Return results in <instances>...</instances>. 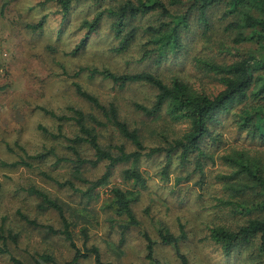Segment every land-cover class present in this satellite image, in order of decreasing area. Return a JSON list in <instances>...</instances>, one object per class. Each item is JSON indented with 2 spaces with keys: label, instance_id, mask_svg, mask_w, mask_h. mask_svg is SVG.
Listing matches in <instances>:
<instances>
[{
  "label": "rangeland",
  "instance_id": "374dc122",
  "mask_svg": "<svg viewBox=\"0 0 264 264\" xmlns=\"http://www.w3.org/2000/svg\"><path fill=\"white\" fill-rule=\"evenodd\" d=\"M118 1L74 0L69 13L63 16L57 0H0V86L3 87L0 89V214L6 216V224L19 231L18 252L26 259L34 253L49 252L62 264L72 256L63 239L46 234L42 228L23 224L19 219L16 209L21 208L40 223L58 224L53 210L38 209L35 197L17 191L21 186L35 185L67 207L68 218L74 224L76 243L83 245L80 230L85 228L88 235L86 246H97L102 259L110 264H147L143 233L157 241L159 228L177 232L179 222L187 231V239L179 246L190 264H264V255L258 252L257 240L225 254L221 246L209 237V228L213 226L235 229L256 215L251 208L255 204L251 190L235 196L229 186L247 183L248 179L243 175L235 179L222 178L223 174L231 171L220 158L224 153L243 151L264 159V143L239 130L233 121V113L239 105L217 115L211 126V134L216 140L205 138L201 142L202 148L211 156L202 159L201 174L193 165L195 154L181 163L180 152H173L165 174H162L165 152L143 156L134 166L144 176V184L125 181L122 171L133 167V164L119 163L112 168L107 184L100 186L96 196L88 200L79 192L58 187L40 174L41 170L60 181L65 180L70 176V163L55 164V158L47 157L42 162L33 161L30 168L10 166L18 155L16 141L23 144L29 153L53 145L59 157L70 156L62 138H48L38 126L53 130L59 123L42 108L59 115H69V107L95 112L75 92L76 83L101 103L114 102L120 118L130 128L137 129L145 146L164 144L161 134L168 136L172 130L181 132L184 129L182 123L172 124L164 110L148 117L134 109V102L148 106L154 102L157 91L153 86L131 83L119 87L99 76L88 78V72L81 71V68H108L116 73L146 71L165 82L178 76L208 90L216 87V83L202 70L198 58L228 63L236 58V53L264 55V48L254 42L237 46L238 50L230 49L234 48L231 43L234 32L223 30L220 8L212 10L207 30L195 23L184 30V50L168 53L159 63L153 54L140 60L143 44L147 41L141 33L129 50L114 53L111 48L116 41L110 31L111 17L107 15L103 16L99 29L86 38L83 47L76 49L86 33V28L81 26L82 21L92 18L99 8L107 9ZM43 16L45 21L41 28L29 27ZM153 18L144 16L135 24L145 25ZM61 125L65 135L72 136L76 131L69 120H62ZM97 133L100 143L106 147L124 143L127 150L133 149L111 127H97ZM82 150L83 156H91L86 146ZM106 163L85 165L82 173L87 178H97L105 171ZM114 186L138 193L132 202V210L139 223L137 227L122 231L120 225L126 219L115 214L109 206L110 189ZM228 200H237L243 206L232 210L231 206L223 203ZM155 248L161 264H180L174 247L156 245ZM0 264L11 263L0 254ZM82 264L94 263L92 258H88Z\"/></svg>",
  "mask_w": 264,
  "mask_h": 264
},
{
  "label": "trees",
  "instance_id": "16d2710c",
  "mask_svg": "<svg viewBox=\"0 0 264 264\" xmlns=\"http://www.w3.org/2000/svg\"><path fill=\"white\" fill-rule=\"evenodd\" d=\"M62 15L69 13L74 0H57ZM220 8L221 18L224 21L223 30L232 31L231 43L234 48L244 43L254 42L260 48H264V0H119L107 9L99 8L90 19L82 21V28H86L84 38L76 49L82 48L86 38L99 29L104 15L111 17L110 31L115 39L111 48L114 53H123L129 50L137 40L139 34L146 37L140 60L156 56V63L168 53H181L184 50L183 31L188 30L192 24H198L205 30L209 28L212 10ZM144 16L154 17L153 21L138 26L135 21ZM45 16L29 25L31 28H41ZM238 46V47H237ZM236 58L228 63H219L210 58H198L202 70L206 72L216 87L205 89L198 87L196 83H190L182 77L173 76L169 82H165L153 73L123 72L116 73L108 68H81L88 72V78L102 77L110 80L119 87L131 83H146L156 89L155 99L151 105L134 102L135 110L145 116L154 117L162 110L167 114L172 124H184V129L171 131V135L161 134L162 143L155 146H145L141 141L137 129L130 128L129 124L120 118L119 110L114 102L107 105L93 94L87 92L78 83L75 84V92L89 103L92 111H84L80 108L69 107L70 114H57L53 110L42 108L43 112L58 120L55 129L48 130L39 125V130L48 138H62L64 148L70 156L59 157L53 145L43 146L36 153H29L25 146L16 141L18 148L17 159L11 161L10 166H26L30 168L33 161L42 162L47 157L55 158V164L70 163V176L65 180H58L40 170V174L58 187H67L74 192H79L88 200L96 196V190L106 185L112 173V168L119 163L130 162L133 167L122 171L125 181L144 184L145 178L134 166L143 156H151L165 152L166 163L162 168V174L170 163L172 153L179 151L181 163L189 160L191 154L196 157L193 160L195 170L203 172L202 159L211 158L202 148L201 142L205 139L216 140L211 134V126L217 120V115L228 112L233 106L239 105V109L233 113V121L239 130L246 131L252 138L264 143V55L250 53H236ZM3 87L0 86V89ZM62 120L72 122L76 131L72 136L65 135L62 130ZM97 127H111L119 137L133 146L127 150L124 143L109 147L100 143ZM83 146L91 151V156H83ZM258 153L257 151H254ZM251 155V154H250ZM243 151L227 152L220 156L222 162L231 168L223 179L237 178L241 175L248 180L247 183L238 185L230 184V189L235 196L251 190L255 204L251 205L255 216L240 223L235 229L223 225L209 228L210 239L221 246L225 254L241 245L259 242L258 252L264 255V159L250 156ZM107 162L105 171L97 178H87L82 171L85 165L96 166L100 162ZM26 196L35 197L37 208L41 210H53L57 215V226L43 224L37 219L28 216L21 208L16 209L19 219L28 226L42 228L46 234L58 236L63 239L72 256L63 264H82L83 260L92 258L94 264H110L101 257L99 248L95 245L86 246L88 235L85 228L80 230L83 237V245L79 246L75 240L74 224L68 218L67 207L55 199L44 189L35 185L19 187ZM137 192L125 190L119 186L110 189V209L117 215L126 219L120 225L122 231L139 225L133 210L132 202L137 197ZM231 206L242 208V203L237 200L223 202ZM251 211V210H250ZM1 215L0 220V254L5 256L11 264H62L49 252L34 253L26 259L25 255L18 252L19 231L6 224V216ZM158 240L152 239L147 233H143L145 242V260L147 264H161L156 255V245L172 246L176 258L180 264H190L188 257L180 249V243L187 239V231L182 223H178L177 232H171L166 228L157 231Z\"/></svg>",
  "mask_w": 264,
  "mask_h": 264
}]
</instances>
